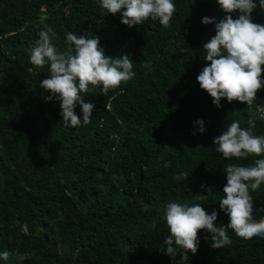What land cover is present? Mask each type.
<instances>
[{"label":"trees","instance_id":"obj_1","mask_svg":"<svg viewBox=\"0 0 264 264\" xmlns=\"http://www.w3.org/2000/svg\"><path fill=\"white\" fill-rule=\"evenodd\" d=\"M257 5L252 20L264 24V3ZM175 6L167 28L150 18L129 28L100 0H0V252L10 253L0 264H264V238L232 229L231 244L219 249L199 230L194 255L162 251L167 203H200L227 224L219 208L224 169L259 158H225L213 139L234 120L247 127L254 119V132L264 135L250 106L245 112L246 104L222 99L217 108L197 83L207 63L203 44L215 35L201 20L219 22L225 13L216 0ZM45 24L59 51L66 33L91 34L106 56L128 54L134 63L135 77L119 87L89 86L84 102L95 108L86 126H64L59 102L45 100L48 66L29 56ZM263 95L257 91L256 102ZM250 195L254 209L264 208V182Z\"/></svg>","mask_w":264,"mask_h":264},{"label":"clouds","instance_id":"obj_2","mask_svg":"<svg viewBox=\"0 0 264 264\" xmlns=\"http://www.w3.org/2000/svg\"><path fill=\"white\" fill-rule=\"evenodd\" d=\"M216 3L225 15L219 22L209 17L201 20L203 25H215V35L203 44L207 63L200 70L197 83L217 108L221 107L220 102L224 99L229 103L246 104L245 112L248 106L264 110V106L256 104V93L264 87V79L261 78L264 24L254 23L251 15L258 6L257 0H216ZM100 6L107 13H119L121 24L129 28L143 24L149 18L158 20L167 28L176 11L175 0H100ZM233 12H239L235 19L231 15ZM38 36L30 49V62L37 67L48 66L49 75L40 82V87L50 93L45 97L46 102H59L64 126H86L92 122L95 105L84 102V93L89 92L90 85L100 86L107 93L110 88H117L136 75L130 55L106 56L99 46V38L91 34L77 36L73 32L66 33L64 51H59L52 43L55 33L47 24ZM77 106L79 115L75 111ZM195 126L199 134L204 133L203 120L195 121ZM255 127L254 119L247 121V127H241L240 121L234 120L213 139L216 151L225 158L259 157L251 165L230 164L224 169L226 184L219 208L228 216V223L217 224L218 212L208 213L200 203H167L164 220L169 235L162 245L166 255L174 258L180 249L183 254L191 252L194 255L199 247V230L210 234L213 249L231 244L228 229L243 238H264V215L256 219V213L264 212V208L254 209L250 195V190L255 191L264 182V135H257ZM176 179L184 180L182 176ZM209 192H213L211 187L205 193ZM9 256L8 251L0 252V260L7 261Z\"/></svg>","mask_w":264,"mask_h":264},{"label":"built area","instance_id":"obj_3","mask_svg":"<svg viewBox=\"0 0 264 264\" xmlns=\"http://www.w3.org/2000/svg\"><path fill=\"white\" fill-rule=\"evenodd\" d=\"M233 15L238 17L239 12H233ZM251 15H252V18H254V15L253 14H251ZM263 90H264V87H262L258 91H263ZM256 104L264 106V95L258 102H256ZM250 112L251 113H257L259 118L264 121V110H260V109L256 108L255 106H250Z\"/></svg>","mask_w":264,"mask_h":264}]
</instances>
